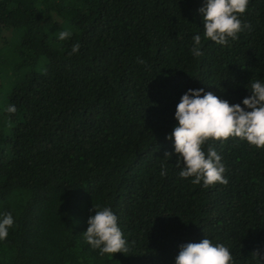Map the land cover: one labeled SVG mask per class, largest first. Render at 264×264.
<instances>
[{
  "label": "trees",
  "instance_id": "trees-1",
  "mask_svg": "<svg viewBox=\"0 0 264 264\" xmlns=\"http://www.w3.org/2000/svg\"><path fill=\"white\" fill-rule=\"evenodd\" d=\"M206 4L0 0V219L14 218L0 264H175L205 238L234 264H264V149L209 140L229 183L205 187L179 176L168 139L189 89L245 107L264 83V0H249L250 27L227 45L204 36ZM94 207L118 217L128 252L86 242Z\"/></svg>",
  "mask_w": 264,
  "mask_h": 264
},
{
  "label": "clouds",
  "instance_id": "clouds-1",
  "mask_svg": "<svg viewBox=\"0 0 264 264\" xmlns=\"http://www.w3.org/2000/svg\"><path fill=\"white\" fill-rule=\"evenodd\" d=\"M248 4L249 0H207L206 7L200 9L204 16V36L220 45H227L229 38L238 39V34L250 27L239 19L246 12ZM56 35L60 41H64L72 33L63 30ZM193 39L192 55L200 57L203 55L201 36L195 35ZM79 50L80 45L74 44L70 54L78 53ZM138 62L144 63L139 58ZM250 89L251 96L243 100L248 111L239 104L230 105L211 92L205 93L203 89H189L182 96L175 113L178 126L168 137L169 140L174 137L175 153L179 157L177 166H180L181 160L184 164L179 172L181 178L191 177L193 184L203 182L205 187L217 183L226 186L229 183L225 178L226 168L215 148L209 147L205 155L203 146L209 140L239 138L264 149V83L252 81ZM6 112L15 114L17 108L14 104L9 105ZM165 155L171 156L170 153ZM166 174V171H161V176ZM95 210L96 214L90 217L89 228L84 234L86 242L93 249H98L101 255L128 252L127 241L118 226V217L111 208ZM13 225L12 214L5 213L0 219V241L7 239ZM253 255L259 258V253ZM175 264H234V258L223 244H213L205 238L199 243L181 245Z\"/></svg>",
  "mask_w": 264,
  "mask_h": 264
}]
</instances>
